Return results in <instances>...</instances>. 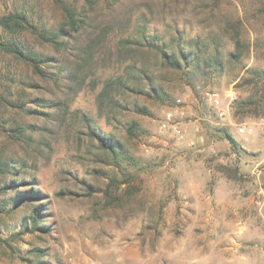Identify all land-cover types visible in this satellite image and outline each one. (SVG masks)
<instances>
[{"label": "rangeland", "instance_id": "1", "mask_svg": "<svg viewBox=\"0 0 264 264\" xmlns=\"http://www.w3.org/2000/svg\"><path fill=\"white\" fill-rule=\"evenodd\" d=\"M21 5L35 20L58 19L53 0H0V14ZM129 14L162 41L217 46L223 69L188 76L156 64L160 95L128 94L110 119L97 111L100 84L70 95L50 154L26 169L45 193L48 232L16 233L27 209L6 204L0 264H264V113L246 104L264 100V0H127L117 20ZM236 28L240 59L228 55ZM115 34L96 74L111 73ZM83 113L123 144L127 163L94 160Z\"/></svg>", "mask_w": 264, "mask_h": 264}, {"label": "trees", "instance_id": "2", "mask_svg": "<svg viewBox=\"0 0 264 264\" xmlns=\"http://www.w3.org/2000/svg\"><path fill=\"white\" fill-rule=\"evenodd\" d=\"M53 3L59 16L51 24L35 20L22 5L0 14V192L12 191L7 200L0 202V214H6V204L13 202L14 209H27L25 221L16 233L42 228L48 232L43 224L47 216L45 193L36 187L35 178H26V169L35 168L39 158L50 154L53 129L57 120H62L70 95L87 86L94 91L100 84L95 104L99 116L110 119L115 111L126 108L124 101L128 94L160 95L161 86L151 70L156 64L191 74L188 76L207 69L219 72L224 67L217 46L209 50L206 45L201 50L198 38H189L183 44L179 39L162 41L156 33L147 35V27L134 25L130 14L117 20L127 0H53ZM114 32H117L114 42L117 56L111 73L96 74L97 59L105 63L108 58L101 56L100 49ZM238 34L236 28L231 36L235 51L228 53L235 59L243 54ZM246 102L253 106L251 113H264L258 110L264 104L261 98ZM80 120L88 139L95 142V161H103L101 155L105 154L117 166L120 162L127 163L128 154L120 141L110 132L102 131L88 113L81 114ZM134 128L132 123L126 130L132 133ZM32 252L37 257L42 255L37 248ZM43 261L39 258L37 264H44Z\"/></svg>", "mask_w": 264, "mask_h": 264}, {"label": "built area", "instance_id": "3", "mask_svg": "<svg viewBox=\"0 0 264 264\" xmlns=\"http://www.w3.org/2000/svg\"><path fill=\"white\" fill-rule=\"evenodd\" d=\"M173 127H175V126H173ZM240 130L243 131V128H240ZM174 132H178L177 128H174Z\"/></svg>", "mask_w": 264, "mask_h": 264}]
</instances>
